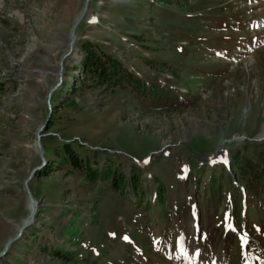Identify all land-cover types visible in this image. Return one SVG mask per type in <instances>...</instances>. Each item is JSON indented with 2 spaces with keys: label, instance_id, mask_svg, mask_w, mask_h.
Returning <instances> with one entry per match:
<instances>
[{
  "label": "rangeland",
  "instance_id": "1",
  "mask_svg": "<svg viewBox=\"0 0 264 264\" xmlns=\"http://www.w3.org/2000/svg\"><path fill=\"white\" fill-rule=\"evenodd\" d=\"M84 1L0 0V251L29 215L22 181L41 163L35 133ZM254 20L264 22L263 0H91L51 97L47 164L29 182L37 215L0 264H180L198 237L225 264H264V26ZM90 51L140 85L97 80ZM158 85L170 98L150 99ZM237 182L249 194L245 232L231 223Z\"/></svg>",
  "mask_w": 264,
  "mask_h": 264
},
{
  "label": "water",
  "instance_id": "2",
  "mask_svg": "<svg viewBox=\"0 0 264 264\" xmlns=\"http://www.w3.org/2000/svg\"><path fill=\"white\" fill-rule=\"evenodd\" d=\"M91 0H85L83 7L80 11V13L78 14V17L75 19L74 24L71 28V32H70V36H69V44H68V50L65 54H63V56L60 59L59 62V68H58V72H57V83L55 84V86H53L48 94H47V98H46V104L48 106V110H49V114L47 115L45 121L43 122L42 125H40V127L37 129L36 133H35V143H34V149L37 152V155L40 158L41 163L38 166L33 167L30 171L29 174L26 178L23 179L22 181V186L26 195V199H27V203H28V208H29V215L28 217L25 219V221L21 224V226H19L17 228L16 234L13 235L12 237H10L6 243L4 244L2 250L0 251V260L2 258H4L8 251L10 250V248L12 247L13 244L15 243H19L22 239H23V235L26 231V229H28L29 227H31V225H33L35 217L37 215L38 212V202L35 199V197L33 196L30 188H29V182L32 180V178L35 176V174H39V172H41V170L45 167V165L47 164V160L45 159L44 155H43V149H42V144H41V139L42 137L45 135L43 133V131L45 130L48 121L50 120V101H51V97L53 95V93L56 91V89L61 85V83L63 82V77H62V72L64 69L63 63L64 61L69 57V55L72 53L73 48H74V42L76 40V28L79 24V22L83 19L87 8H88V4Z\"/></svg>",
  "mask_w": 264,
  "mask_h": 264
},
{
  "label": "trees",
  "instance_id": "3",
  "mask_svg": "<svg viewBox=\"0 0 264 264\" xmlns=\"http://www.w3.org/2000/svg\"><path fill=\"white\" fill-rule=\"evenodd\" d=\"M84 63H85V69L88 72H91L92 75H95V77L97 78V80L99 81H108L111 84H117L120 82H127L129 84H132L133 86H139L140 85V81L135 78L134 76H132L130 73H127L126 70H120V68L118 69L116 63L114 60H112V58L108 57V58H104L101 55H97L95 52L90 51L85 57H84ZM106 65H110L109 68H104V66ZM106 69V70H105ZM120 72V74H119ZM135 78V79H134ZM141 87H145L144 83L142 82ZM156 91H152L150 92V99L155 100V99H161V97L166 98L167 95H169V91L165 90L164 88H159L158 86ZM63 154L65 155L66 159L68 160L69 164L73 167V168H77L80 166V162L78 160V158L75 156V154L73 153V150L71 148V146L68 143L64 144L63 147ZM251 171V170H248ZM43 173V172H42ZM251 173V179L250 181L247 180V182H249L250 184L253 183L254 181V176H253V171L250 172ZM256 173V172H254ZM258 175L262 176L263 172H257ZM42 175V174H41ZM122 184V180L121 181H116V179H112V187L113 188H120ZM135 185L132 184V188L134 189ZM160 191V189H159ZM140 196L139 195L137 197V201L140 202ZM142 197V196H141ZM161 194L160 192H158V198L160 201V203H162V199H161ZM81 262L82 259L80 260Z\"/></svg>",
  "mask_w": 264,
  "mask_h": 264
},
{
  "label": "bare ground",
  "instance_id": "4",
  "mask_svg": "<svg viewBox=\"0 0 264 264\" xmlns=\"http://www.w3.org/2000/svg\"><path fill=\"white\" fill-rule=\"evenodd\" d=\"M63 72H64V69H63ZM63 72H62V77H63Z\"/></svg>",
  "mask_w": 264,
  "mask_h": 264
}]
</instances>
